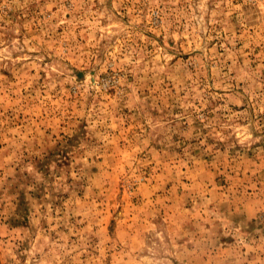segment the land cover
Segmentation results:
<instances>
[{"label":"rangeland","instance_id":"rangeland-1","mask_svg":"<svg viewBox=\"0 0 264 264\" xmlns=\"http://www.w3.org/2000/svg\"><path fill=\"white\" fill-rule=\"evenodd\" d=\"M0 264H264V0H0Z\"/></svg>","mask_w":264,"mask_h":264}]
</instances>
